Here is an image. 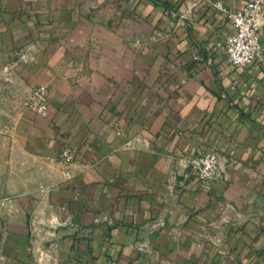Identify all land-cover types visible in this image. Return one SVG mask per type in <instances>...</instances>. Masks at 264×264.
<instances>
[{
  "label": "crops",
  "instance_id": "obj_1",
  "mask_svg": "<svg viewBox=\"0 0 264 264\" xmlns=\"http://www.w3.org/2000/svg\"><path fill=\"white\" fill-rule=\"evenodd\" d=\"M247 1L0 0L58 165L0 223V264H264V13L255 62L223 53ZM205 150L220 178L190 190Z\"/></svg>",
  "mask_w": 264,
  "mask_h": 264
},
{
  "label": "rangeland",
  "instance_id": "obj_2",
  "mask_svg": "<svg viewBox=\"0 0 264 264\" xmlns=\"http://www.w3.org/2000/svg\"><path fill=\"white\" fill-rule=\"evenodd\" d=\"M4 43L0 47V223L7 221L6 216L21 205L29 207L28 196L44 184L51 173L47 170L53 164L56 170L58 167L56 161L50 165L43 162L46 158L34 156L45 151L47 137L36 133L34 128L42 119L25 105L32 89L40 83L33 82L31 72L24 66L28 64V53L23 57L18 53L20 47ZM220 170L221 165L218 176L205 187L201 188L197 181H188L190 190H202L214 183L220 178Z\"/></svg>",
  "mask_w": 264,
  "mask_h": 264
},
{
  "label": "built area",
  "instance_id": "obj_3",
  "mask_svg": "<svg viewBox=\"0 0 264 264\" xmlns=\"http://www.w3.org/2000/svg\"><path fill=\"white\" fill-rule=\"evenodd\" d=\"M264 13V0H248L242 7L228 10L233 31L227 34L223 53L233 67L245 68L255 62L262 52V29L258 23V16ZM195 59L199 56L195 55ZM212 65V57L207 58ZM26 108L37 114L45 115L49 107V93L45 85H38L31 91L25 103ZM62 159L72 162L74 155L67 146L62 147ZM220 157L217 151L200 153L190 160L183 181H197L199 186L205 187L215 180L219 174Z\"/></svg>",
  "mask_w": 264,
  "mask_h": 264
}]
</instances>
